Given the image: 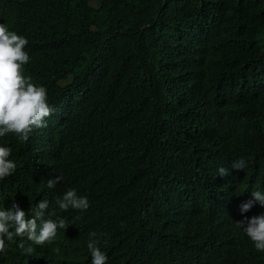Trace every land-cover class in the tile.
Masks as SVG:
<instances>
[{"label": "trees", "instance_id": "trees-1", "mask_svg": "<svg viewBox=\"0 0 264 264\" xmlns=\"http://www.w3.org/2000/svg\"><path fill=\"white\" fill-rule=\"evenodd\" d=\"M6 4L37 56L26 73L57 116L47 141L0 138L27 173L16 195L0 189V207L32 214L68 188L90 204L70 209L77 249L56 264H91L92 232L107 264H264L235 226L264 213L241 212L264 192V0ZM240 158L247 167L232 169ZM56 175L59 192L46 184ZM31 246L33 258L53 251ZM22 251L12 242L6 255Z\"/></svg>", "mask_w": 264, "mask_h": 264}, {"label": "clouds", "instance_id": "clouds-1", "mask_svg": "<svg viewBox=\"0 0 264 264\" xmlns=\"http://www.w3.org/2000/svg\"><path fill=\"white\" fill-rule=\"evenodd\" d=\"M8 4L0 9V138L7 134H15L19 141L44 142L53 133V122L50 118L57 116L55 103L51 106L47 100V89L35 85L26 68L37 57L31 53L28 40L18 35L14 30L10 17L17 6ZM53 36V33L51 34ZM61 118H65L61 114ZM68 119V118H67ZM59 129L66 131L67 124L61 122ZM12 149L0 146V189L9 195H16L23 188L26 170L18 169L15 160H11ZM247 167L244 158L234 160L231 168L244 170ZM217 175H230L228 168L220 167ZM63 175H56L55 179L46 182L49 189L56 187L59 192ZM58 184V185H57ZM252 200L241 205V212L250 211L256 203L264 207V192L253 190ZM50 206L48 200H43L34 206L32 214L26 213L15 202L12 207H0V264H56L70 261L77 249L76 243L67 231L74 228L73 212L87 211L90 207L86 196H79L75 188H68L65 192L54 197ZM123 226V225H122ZM237 229H241L245 238L253 242L255 249L264 252V213L251 218L245 217L236 222ZM18 242L23 251L13 261L6 255L8 244ZM106 242V241H105ZM100 238L96 232L89 234L87 244L91 255V264H107L108 257L101 251ZM28 245L25 247V245ZM53 245V251L45 260L33 258V246Z\"/></svg>", "mask_w": 264, "mask_h": 264}]
</instances>
